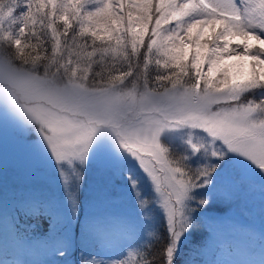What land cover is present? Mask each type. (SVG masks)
<instances>
[{"label": "snow or ice", "instance_id": "obj_1", "mask_svg": "<svg viewBox=\"0 0 264 264\" xmlns=\"http://www.w3.org/2000/svg\"><path fill=\"white\" fill-rule=\"evenodd\" d=\"M9 133L34 167L0 217L58 264H264V0H0V158ZM89 170L130 209L89 212ZM257 191L258 232L201 231Z\"/></svg>", "mask_w": 264, "mask_h": 264}, {"label": "rangeland", "instance_id": "obj_2", "mask_svg": "<svg viewBox=\"0 0 264 264\" xmlns=\"http://www.w3.org/2000/svg\"><path fill=\"white\" fill-rule=\"evenodd\" d=\"M8 151L6 157L0 158V173L6 181L9 191L19 184H22L29 171L34 167L33 159L19 146L18 140L11 133L7 137ZM48 182L55 187L54 179L49 175ZM82 200L89 212L105 211H126L130 209L131 201L126 197H121L117 192H106L101 190L96 182V172L89 170L88 180L84 184ZM259 192L250 193L240 199L227 197L219 203V207L226 208L227 211L220 212L211 210L206 217L201 218V231H212L208 225L209 217L219 219L216 226L218 237L224 245L244 239L240 230L254 229L257 232L261 227V217L259 214ZM11 209V199L9 198L8 210ZM32 224L33 227H29ZM46 225H41L40 221H21L20 230L23 240L19 239L13 231L11 216L7 219L0 217V260H5L8 264H58L59 257L52 254L55 245L53 239L55 233L45 232ZM200 239L198 232L186 245L185 251L195 246V242ZM99 252L107 260L117 254L118 248L111 244L98 245L90 249ZM219 252L216 249L210 251L200 259L218 258Z\"/></svg>", "mask_w": 264, "mask_h": 264}]
</instances>
